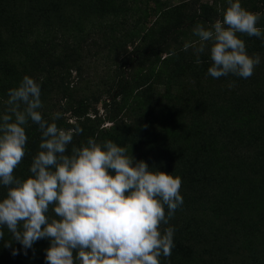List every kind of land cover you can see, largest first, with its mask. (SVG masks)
<instances>
[{
	"label": "rangeland",
	"instance_id": "rangeland-1",
	"mask_svg": "<svg viewBox=\"0 0 264 264\" xmlns=\"http://www.w3.org/2000/svg\"><path fill=\"white\" fill-rule=\"evenodd\" d=\"M52 1L41 18L22 24L21 11L36 0H0V115L8 90L27 75L41 85L42 115L60 112L83 129L73 145L111 140L149 168L179 176L183 204L161 225L174 228L171 256L161 264H264V89L256 91L261 81L253 79L264 75V43L241 38L247 53L261 58L247 79L211 77L208 49L200 64L193 51L169 65L164 54L144 57L132 72L121 71L140 75L142 89L112 106L121 55L157 36L147 34L152 0ZM155 1L156 17L186 0ZM207 1L213 2L200 0ZM218 4L228 6L227 0ZM194 39L181 36L171 48ZM30 164L20 163L14 175L29 176ZM6 191L0 186V199ZM3 231L0 264H47V239L27 250L15 241L5 247L11 234Z\"/></svg>",
	"mask_w": 264,
	"mask_h": 264
},
{
	"label": "clouds",
	"instance_id": "clouds-1",
	"mask_svg": "<svg viewBox=\"0 0 264 264\" xmlns=\"http://www.w3.org/2000/svg\"><path fill=\"white\" fill-rule=\"evenodd\" d=\"M227 3L222 19L208 26L196 23L192 33L198 39L183 50L191 48L200 64V54L208 49L213 78L247 79L261 58L247 53L238 34L264 38L257 26L261 13L243 8L240 0ZM7 95L0 115V186L7 190L0 199V240L4 228L11 234L5 247L15 241L27 250L47 239V264H161L162 256H171L174 228L161 225H168L183 204L179 176L149 168L127 145L111 140L88 138L73 145L83 129L58 127L60 112L46 120L41 85L27 75ZM30 122L38 126L41 141L30 175L21 179L14 173L26 154Z\"/></svg>",
	"mask_w": 264,
	"mask_h": 264
},
{
	"label": "trees",
	"instance_id": "trees-1",
	"mask_svg": "<svg viewBox=\"0 0 264 264\" xmlns=\"http://www.w3.org/2000/svg\"><path fill=\"white\" fill-rule=\"evenodd\" d=\"M110 0H99L100 3H106ZM155 0L149 2L147 15L153 18V23L150 24L148 32L156 31V38L150 44H136L130 51L123 53L118 61L117 68L118 74L117 79L114 82L113 88L110 93V102L112 106H122L129 100V97L136 90H140L143 87L142 77L138 74H131L126 77L121 74L122 69L129 67L130 71L135 70L136 64L140 62L144 57L161 56L164 54L162 63L164 65H169L174 63L180 58L182 54H188L193 51L189 48L187 51L183 50V44L178 47L171 48V44L179 40L181 36H188V34L193 35L192 29L197 22L203 23L206 26L214 23L217 19H222V13L224 7L219 8V0L200 2V0H186L182 1L177 5H172L170 7H163L160 13L155 17L154 10ZM52 0H36L33 6L28 7L27 10L21 11L20 16L17 21L20 23H25L31 18H41L50 4L55 6ZM241 6L251 12L261 13V19L258 22V27L264 29V0H243ZM240 38L245 36V39H253L243 34H238ZM194 36V35H193ZM198 38L195 37L194 40ZM248 40V41H249ZM193 41V40H192ZM256 43H264V38H257ZM254 44V43H253ZM175 52L173 55L172 53ZM209 60V59H207ZM261 77H253L254 80L261 81V85L258 90L264 89V75L259 74ZM258 75V76H259ZM86 107L85 103L80 102L79 108ZM46 120L51 122L52 117L43 115ZM58 127L69 129L77 126L76 123H70L66 119L56 120ZM79 126V125H78ZM80 127V126H79ZM26 135L28 136V141L25 147V157L21 163H30L32 157L37 153L38 146L41 141V134L38 130V126L32 124L31 122L26 127Z\"/></svg>",
	"mask_w": 264,
	"mask_h": 264
}]
</instances>
